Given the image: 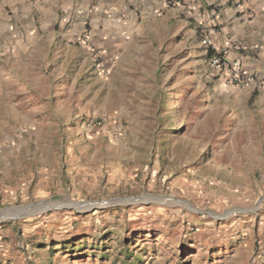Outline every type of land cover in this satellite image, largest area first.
<instances>
[{
  "label": "rangeland",
  "instance_id": "374dc122",
  "mask_svg": "<svg viewBox=\"0 0 264 264\" xmlns=\"http://www.w3.org/2000/svg\"><path fill=\"white\" fill-rule=\"evenodd\" d=\"M0 216V264H264V0H0Z\"/></svg>",
  "mask_w": 264,
  "mask_h": 264
},
{
  "label": "built area",
  "instance_id": "2783aa9c",
  "mask_svg": "<svg viewBox=\"0 0 264 264\" xmlns=\"http://www.w3.org/2000/svg\"><path fill=\"white\" fill-rule=\"evenodd\" d=\"M203 42L210 49V51L216 50L214 44L212 43V41L209 38H205L203 40ZM222 57L219 56V54L217 52H215V51L214 52L212 51L211 55L209 56V60L208 61H209L210 65H211V67L213 69H215L216 72H220L221 71V66L223 65L222 64V60H221V59H223ZM238 63H239L238 61L235 62L234 66L238 65ZM235 76H236L235 79H237L239 75L236 74Z\"/></svg>",
  "mask_w": 264,
  "mask_h": 264
},
{
  "label": "crops",
  "instance_id": "0c3cea01",
  "mask_svg": "<svg viewBox=\"0 0 264 264\" xmlns=\"http://www.w3.org/2000/svg\"><path fill=\"white\" fill-rule=\"evenodd\" d=\"M21 43H22V41H21ZM23 48V47H22ZM22 48L20 49V51L22 50ZM243 61H244V59H243Z\"/></svg>",
  "mask_w": 264,
  "mask_h": 264
},
{
  "label": "bare ground",
  "instance_id": "6f19581e",
  "mask_svg": "<svg viewBox=\"0 0 264 264\" xmlns=\"http://www.w3.org/2000/svg\"><path fill=\"white\" fill-rule=\"evenodd\" d=\"M46 203V202H45ZM43 208V207H42ZM4 213V212H3ZM12 213V212H11ZM1 217V216H0Z\"/></svg>",
  "mask_w": 264,
  "mask_h": 264
}]
</instances>
